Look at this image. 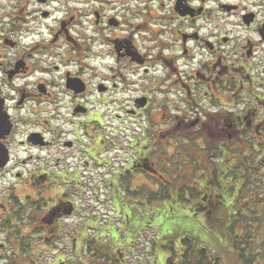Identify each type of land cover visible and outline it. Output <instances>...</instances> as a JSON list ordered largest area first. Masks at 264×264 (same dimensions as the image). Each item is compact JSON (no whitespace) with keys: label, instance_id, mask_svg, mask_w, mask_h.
<instances>
[{"label":"flooded vegetation","instance_id":"1","mask_svg":"<svg viewBox=\"0 0 264 264\" xmlns=\"http://www.w3.org/2000/svg\"><path fill=\"white\" fill-rule=\"evenodd\" d=\"M0 99V264H153L118 189L231 254L264 216V0H0Z\"/></svg>","mask_w":264,"mask_h":264},{"label":"rangeland","instance_id":"2","mask_svg":"<svg viewBox=\"0 0 264 264\" xmlns=\"http://www.w3.org/2000/svg\"><path fill=\"white\" fill-rule=\"evenodd\" d=\"M101 195L103 196H101L99 202H97V212L102 215V218H106L104 221L106 225H99L96 223V225H98V232L124 236L142 234L147 238H153L156 235L152 242L154 247H158L159 249L157 250V255L155 256L156 258L153 264H163L166 255H169V252L167 251L168 247L166 248L165 246H168L170 236H172L173 241L176 243L179 241L180 234L181 236L189 234L199 238L207 248L219 254L222 264H226L230 253L223 252L226 242H222L217 228L214 230L203 222H191L186 220L182 212L178 210L176 206L173 207V209H168V207L158 209L157 206L150 207L147 204L139 205L134 203L132 195H129L120 189H118L113 196H110L107 200L108 202L104 197L105 194L102 193ZM111 199L113 201H118L115 211L111 209ZM104 203L106 206H103ZM190 210L191 212H194L197 209L193 210L190 208ZM107 216L109 218H107ZM259 220V226L256 229L250 226L247 227V233L249 232L253 234L255 246L261 252V255L259 256L264 257V216L259 218ZM98 221H100V217H98ZM225 228L229 230L232 229L225 225L224 227H221L222 230ZM245 231L246 228L243 232ZM244 235V233L240 234V236ZM254 237L257 239V242L254 240ZM147 242H149L148 239ZM248 244L251 245L252 243L246 238L244 246L247 247ZM137 245H139V247L135 249V252L144 253L145 248H142L140 243H137ZM148 256H152V253L146 254L145 257ZM130 258L131 256L129 259ZM128 264L132 263L129 262ZM146 264H148V259H146Z\"/></svg>","mask_w":264,"mask_h":264},{"label":"trees","instance_id":"3","mask_svg":"<svg viewBox=\"0 0 264 264\" xmlns=\"http://www.w3.org/2000/svg\"><path fill=\"white\" fill-rule=\"evenodd\" d=\"M210 228L216 230L215 228L217 227L210 225ZM244 229L245 228H243L242 232ZM218 232L220 233V231ZM246 238L249 240L252 239V233L248 232L241 238V240L234 242L237 246L236 249H239V251H235L232 254L230 253L226 264H264V257L259 256L261 255V252L257 249V247L255 248L252 247V244H248L245 248L244 243L246 242ZM170 239H173L172 236H170ZM168 243V248L171 249L170 246L172 245V241L168 240ZM177 243V253L172 254V256L166 255L163 262L164 264H222L219 255L207 248V246H205L199 238H196L195 236L189 234L181 236L180 234L179 241H177Z\"/></svg>","mask_w":264,"mask_h":264},{"label":"water","instance_id":"4","mask_svg":"<svg viewBox=\"0 0 264 264\" xmlns=\"http://www.w3.org/2000/svg\"><path fill=\"white\" fill-rule=\"evenodd\" d=\"M10 130V123L7 120V116L2 109V101L0 99V139L4 138ZM8 160L7 152L4 146L0 142V168L4 167Z\"/></svg>","mask_w":264,"mask_h":264}]
</instances>
